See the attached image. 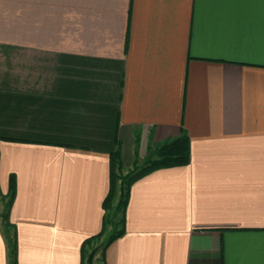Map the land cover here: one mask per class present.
<instances>
[{"label":"crops","instance_id":"1","mask_svg":"<svg viewBox=\"0 0 264 264\" xmlns=\"http://www.w3.org/2000/svg\"><path fill=\"white\" fill-rule=\"evenodd\" d=\"M181 130L102 253L110 155ZM9 199L16 264H264V0H0V264Z\"/></svg>","mask_w":264,"mask_h":264},{"label":"trees","instance_id":"2","mask_svg":"<svg viewBox=\"0 0 264 264\" xmlns=\"http://www.w3.org/2000/svg\"><path fill=\"white\" fill-rule=\"evenodd\" d=\"M189 159V142L187 134L184 130H181L178 137L168 140L160 145H156L150 148L147 152L143 160V165L140 168H134L135 170L128 174L122 181V185L120 186V196L116 207L114 208L113 212L109 214L111 209V202L116 197L117 191V183L120 180L118 171L121 168V160L119 151L116 150L110 155L109 162H110V177H109V190L107 196L105 197L103 206L104 209L107 211L105 214V224L110 225L112 223V219L115 217L116 212L122 211V216L119 221L121 224V228L119 230L112 231L104 241L99 245V248L104 252L105 248L117 237H119L124 229V213L125 207L127 203L128 192L131 183L144 176L145 174L160 168H167V167H174V166H184L188 163ZM137 160L135 159L134 165L136 166ZM123 185L125 188H123ZM123 188V189H122ZM12 190V188H11ZM12 198V193H11ZM11 199H9L4 205V211L2 214V220L4 224V231L7 239L8 245V255L10 264H16V245L14 241V235H9L11 232L12 226L9 222V208H10ZM112 225V224H111ZM90 241V240H88ZM89 243V242H88ZM95 246L92 248L94 249ZM91 250V248H90ZM88 249H83L84 256L87 254Z\"/></svg>","mask_w":264,"mask_h":264},{"label":"rangeland","instance_id":"3","mask_svg":"<svg viewBox=\"0 0 264 264\" xmlns=\"http://www.w3.org/2000/svg\"><path fill=\"white\" fill-rule=\"evenodd\" d=\"M147 155V154H146ZM145 155V156H146ZM145 156H144V158H145ZM144 158H142V159H138V158H136V160H137V162H136V166L134 165V162H133V164H132V166L130 167V168H128V169H125V168H122V166H121V168L119 169V171H118V174H119V181H118V183H117V191H116V197H115V201H114V205L112 206V208L110 209V211H109V214H111L112 212H113V214L115 213L113 210H114V208L116 207V205H117V203H118V198H119V196H120V186L122 185V181L124 180V178L126 177V176H128V174H130V173H132L135 169L134 168H140L142 165H143V160H144ZM135 161V160H134ZM123 188H125V186L123 185ZM122 188V189H123ZM121 216H122V211H119V212H116V214H115V217L112 219V226H113V231H115V230H119L120 228H121V224L119 223V221H120V219H121ZM9 235L11 236L12 235V233L11 232H9ZM91 248L93 247V246H90ZM89 253H90V249H88V252H87V254H85V256H84V261H86L87 260V258H88V256H89Z\"/></svg>","mask_w":264,"mask_h":264},{"label":"water","instance_id":"4","mask_svg":"<svg viewBox=\"0 0 264 264\" xmlns=\"http://www.w3.org/2000/svg\"><path fill=\"white\" fill-rule=\"evenodd\" d=\"M93 256H94V251L90 252V254L86 260L87 264H92Z\"/></svg>","mask_w":264,"mask_h":264}]
</instances>
